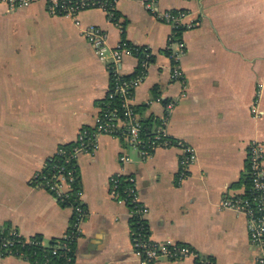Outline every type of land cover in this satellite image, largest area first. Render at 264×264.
I'll list each match as a JSON object with an SVG mask.
<instances>
[{"label":"crops","instance_id":"crops-1","mask_svg":"<svg viewBox=\"0 0 264 264\" xmlns=\"http://www.w3.org/2000/svg\"><path fill=\"white\" fill-rule=\"evenodd\" d=\"M144 3L116 0V22L100 8L72 17L51 13L48 0L26 7L0 3V230L17 229L47 244L67 235L73 209L34 178L61 146L96 125L111 89L113 54L128 41L151 52L133 98L140 119L155 126L167 116V134L190 145L197 159L181 181L179 146L143 158L126 138L100 135L97 148L77 159L87 213L75 264H140L130 208L111 196L117 175L135 177L152 241L189 245L211 264H258L245 215L221 202L245 193L250 143L264 144V0H156L159 11L183 10L186 22L196 23L181 32L180 81L171 78L167 49L173 27ZM89 27L107 35L104 53L87 39ZM139 65L137 56L126 54L119 68L131 76ZM0 264L31 263L0 255Z\"/></svg>","mask_w":264,"mask_h":264},{"label":"built area","instance_id":"built-area-1","mask_svg":"<svg viewBox=\"0 0 264 264\" xmlns=\"http://www.w3.org/2000/svg\"><path fill=\"white\" fill-rule=\"evenodd\" d=\"M34 1L0 0V3L7 4L11 7H26ZM115 2L116 0H114ZM144 5L157 19L173 27L169 45L167 46L169 50L168 56L173 63L171 78L176 81L184 80L185 75L181 67V58L185 53L186 46L181 38V32L184 28L194 26L196 23H187L186 19L189 14L183 10L159 11L156 7V0H145ZM93 8L104 9L109 13L111 19L116 18L113 1L111 3L108 0H48V9L55 15L76 17L79 12ZM85 34L93 47L98 52L104 53L107 45V35L97 27H89ZM126 54L137 56L135 49L121 42L113 54V62L110 65V74H114L116 83L114 89H110L108 93L109 99L114 98L116 94H120L122 99V112H118L117 108H113L106 110L103 116L98 115L97 123L92 127L93 130L85 131L82 129L80 131L77 141H75V148L67 154L63 165L58 166L52 176L45 175L44 173L42 176L41 171L34 178L36 185L49 191L59 203H64L71 197L70 192L73 190V184L77 180L75 168L73 167L78 166L77 159L79 155L92 153L98 146V138L100 135L126 138L132 146L139 150L143 158L150 157L154 151L161 147L179 146L182 149L179 175V180L181 181L189 177L191 166L196 162L197 155L190 145L183 141L175 140L167 134V116H164L160 120V125L153 127L151 132L152 136L149 134L150 137H143L142 132L144 127L139 114L134 111L133 98L135 90L143 83L146 77L147 69L151 63V52L146 48L142 50V58L139 59L140 65L138 72L131 75L126 81H123L125 76L122 75L119 67ZM174 105L173 102H170L167 105V111H171ZM58 152L61 154L65 153L61 150H58ZM121 160L125 162L127 158L122 157ZM247 173L251 178L250 190L253 195L247 197L245 191L241 195L226 197L222 200L221 207L245 215L250 243L258 251L257 263L264 264V144L260 141L255 140L250 143ZM122 179L131 183L125 192L132 203L139 204L135 212L137 217L144 219L146 209L138 199L135 177H123L120 175L112 177L110 183L111 196L124 202L128 199L121 195L120 185L122 184ZM77 196L80 203L73 208V221L67 235L64 237L67 240V243L63 245L65 252L72 250L70 244L78 239L80 225L87 213L83 207L82 191H79ZM131 214L133 213L131 212ZM26 239L30 241L29 238ZM132 242L135 255L138 257L140 264H154L163 259L174 262L195 259L200 260L201 264H211L209 261L201 260L199 253L191 246L180 244L172 239L152 241L150 234L132 232ZM12 244L13 241H7L2 245L0 244V246H10ZM53 253H56V248L53 249ZM67 261V264H75L73 256H68Z\"/></svg>","mask_w":264,"mask_h":264},{"label":"trees","instance_id":"trees-1","mask_svg":"<svg viewBox=\"0 0 264 264\" xmlns=\"http://www.w3.org/2000/svg\"><path fill=\"white\" fill-rule=\"evenodd\" d=\"M74 1V0H72ZM112 3L113 6H115L114 0H108ZM73 3V2H72ZM115 13V19L112 18L114 22L118 20V14L116 11ZM180 35V34H179ZM126 46L131 47L136 50V55L139 59L142 58L141 52L143 47L134 45L128 41H123ZM130 76H125L123 81H126ZM116 83V77L114 74H111V89H114ZM122 99L120 94H116L114 98L109 99L108 97L103 101L99 115L103 116L105 111L108 109L117 108L118 112H122ZM134 111L138 113L137 108L134 107ZM141 123L144 127V130L142 132L143 137L148 138L152 136V129L154 127V123H152L150 120H141ZM85 131H91L93 130L92 127H85L83 128ZM149 134H151L149 136ZM76 146V142H73L71 144L63 145L59 148V151H64L65 153L57 152L54 158L49 162L46 169L42 171L43 173L48 176H52L53 173L57 170V167L60 165H63L65 157H67V154L72 152L73 149ZM73 163H75L73 161ZM75 174L77 175V180L73 184V190L70 192L71 197L68 198V200L64 203H61L65 207L74 208L79 203L80 200L78 199L77 193L79 191H82L79 187V167L75 166ZM124 179V178H123ZM122 179V180H123ZM245 187H246V196L251 197L252 191L250 190L251 187V178L247 176L244 181ZM131 183L128 181L123 180L122 184L120 185V191L121 195L124 198H128L126 200V203L128 204L130 211L133 213L131 217V226H132V232L136 233H143V234H150L149 233V226L145 219H141L137 217L135 214L137 207L139 204L132 203L130 201V198L127 197V193L125 190L130 187ZM83 207L85 208V205L83 204ZM86 210V209H85ZM16 233V234H12ZM26 239L22 235H20L19 231L17 229H10V230H0V244L6 243L7 241H13V244L10 246H0V255L6 256V255H14L21 257L27 261H29L31 264H67V257L73 256L75 259L74 249L77 240H75L73 243L70 244V247L72 248L71 251L65 252L63 250V245L67 243V240L65 238H61L59 240H55L49 244L45 243L43 238L40 236H33L31 238ZM56 248V253H53V249Z\"/></svg>","mask_w":264,"mask_h":264},{"label":"rangeland","instance_id":"rangeland-1","mask_svg":"<svg viewBox=\"0 0 264 264\" xmlns=\"http://www.w3.org/2000/svg\"><path fill=\"white\" fill-rule=\"evenodd\" d=\"M49 192V191H48Z\"/></svg>","mask_w":264,"mask_h":264}]
</instances>
